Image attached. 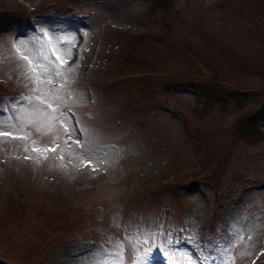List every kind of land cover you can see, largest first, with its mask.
Here are the masks:
<instances>
[{"label":"rangeland","instance_id":"rangeland-1","mask_svg":"<svg viewBox=\"0 0 264 264\" xmlns=\"http://www.w3.org/2000/svg\"><path fill=\"white\" fill-rule=\"evenodd\" d=\"M154 1L0 0V97L29 95L14 42L35 51L37 25L50 35L81 33L68 104L96 143L112 149L92 172L68 163L69 151L82 154L75 146L64 149V169L55 159L25 161L20 142L0 144V264H74V251L110 240L125 243L132 264L137 251L144 255L126 239L137 228L161 229L188 251L189 233L215 238L233 222H251L255 245L236 264L264 250V113L262 138L238 130L264 108V0ZM9 115L29 143L49 142ZM176 260L187 264L179 252ZM137 264L170 261L156 253Z\"/></svg>","mask_w":264,"mask_h":264},{"label":"snow or ice","instance_id":"snow-or-ice-1","mask_svg":"<svg viewBox=\"0 0 264 264\" xmlns=\"http://www.w3.org/2000/svg\"><path fill=\"white\" fill-rule=\"evenodd\" d=\"M43 32V39L39 38V33ZM45 26L34 27L31 43L35 47H29L28 43L14 42L12 47L20 62V72L25 87L29 93L27 97L20 96L14 98L0 97V117L7 120L0 122V144L20 142L23 145V156L25 161H31L36 165L55 159L61 162L59 167L66 169L64 164L65 151L71 150L73 146L81 150L82 154L73 157L71 152L67 153L68 163L72 167L80 169L88 167L92 172L99 171V165L105 164L109 160V146H101L96 143L89 129L80 124L75 113L71 111L68 100L74 99L71 95L70 80L76 74L79 64L68 67L73 56L75 46V36L67 34L53 33ZM55 37V38H54ZM18 41L20 38H16ZM28 105V109H25ZM15 113V120L22 121V125H36V131L47 135L49 142L39 145L36 140H30L31 134L25 131L24 126L17 127L9 111ZM35 116L36 119L31 117ZM75 119V124L72 121ZM63 146V147H62ZM35 154L33 156L32 154ZM51 154V155H50ZM102 154V155H101ZM20 159L19 156L15 157ZM73 160L76 162L73 163ZM251 222L240 225L233 222L228 230L218 233L215 238H201L199 235L188 234L185 241L190 245V250L184 251L179 247H174L171 234L165 240L161 229H141L137 228L135 234H129L126 239L136 245L144 246V255L139 251L134 255L132 264H137L142 259L151 260L159 253L164 256L170 264H178L176 253L179 252L182 260L187 264H236L237 258L252 257L255 245L249 246L252 241ZM247 241H245V234ZM183 239V230L175 240V245H179ZM160 243H157V241ZM83 245V242H81ZM107 245H83L84 250H76L72 256L74 264H126L124 250L125 243L121 240L107 241ZM240 245L244 249L237 251ZM195 252V255H193ZM264 255V250L258 254ZM255 264V259L251 260Z\"/></svg>","mask_w":264,"mask_h":264},{"label":"trees","instance_id":"trees-1","mask_svg":"<svg viewBox=\"0 0 264 264\" xmlns=\"http://www.w3.org/2000/svg\"><path fill=\"white\" fill-rule=\"evenodd\" d=\"M155 6L160 5V6H166L168 7V3L167 1L164 0L165 3H161L159 0H155ZM201 88V87H200ZM199 88V90H201ZM201 92L203 93V91L201 90ZM204 94V93H203ZM204 96L206 97V95L204 94ZM212 96H214V93L212 91L207 92V97L208 99H210ZM242 100L239 101V103H241ZM264 112V108H261L259 110V112H256L254 115H250V116H245V118L243 117V119L238 122V130L240 132V138H247V139H251V140H257V138H262V134L259 128V119H260V115Z\"/></svg>","mask_w":264,"mask_h":264}]
</instances>
